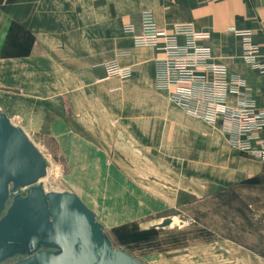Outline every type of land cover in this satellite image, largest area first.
<instances>
[{
	"label": "rangeland",
	"instance_id": "374dc122",
	"mask_svg": "<svg viewBox=\"0 0 264 264\" xmlns=\"http://www.w3.org/2000/svg\"><path fill=\"white\" fill-rule=\"evenodd\" d=\"M10 39L0 58L18 54L9 51ZM156 50L162 56L155 67L139 76L119 63L118 53L103 63L106 80L83 79L80 95L73 83L65 91L61 85L71 101L59 99V84L33 83L18 62L0 61V109L44 155L43 190L76 194L115 249L144 264H264L251 257L257 245L234 244L239 213L228 182L235 170L228 160L219 163L229 150H220L203 118L193 121V132L179 127L189 122L174 114L179 105L158 73L166 53ZM260 171L252 182L264 187ZM165 218L170 225L155 228Z\"/></svg>",
	"mask_w": 264,
	"mask_h": 264
},
{
	"label": "crops",
	"instance_id": "0c3cea01",
	"mask_svg": "<svg viewBox=\"0 0 264 264\" xmlns=\"http://www.w3.org/2000/svg\"><path fill=\"white\" fill-rule=\"evenodd\" d=\"M146 10L161 30L190 26L197 47L209 52V61L225 67L228 81L242 84L238 92L228 88L226 106L236 108L247 97L257 110L264 111V72L245 57L248 38L256 49L255 63L264 64V0H0V49L10 36L8 49L18 53L0 61L18 62L33 83L59 84V99L71 101L72 97L65 96L66 84L73 83L74 91L77 86L80 95L83 79L88 83L106 80L103 63L118 53L122 55L119 63L134 68L138 76L140 69L155 67L154 60L162 55L155 47L136 46L133 40V34L140 31V13ZM125 26H131L133 32H125ZM178 41L182 44L185 38L179 36ZM167 89L172 97L174 88ZM192 91L199 94L197 88ZM173 111L189 122L179 123L186 132H193L188 130L193 121L202 119L180 106ZM200 121L217 138L220 150H229L228 157L220 152L219 163L225 165L228 160L234 166V178L228 182L233 184V207L239 213L234 244L257 245L255 250L251 248V257L264 260V187L252 182L263 174L264 163L243 154L220 116L212 126L205 119ZM91 130L99 131L98 126ZM259 135L264 136V130ZM138 141L141 146L140 135Z\"/></svg>",
	"mask_w": 264,
	"mask_h": 264
},
{
	"label": "water",
	"instance_id": "95a60500",
	"mask_svg": "<svg viewBox=\"0 0 264 264\" xmlns=\"http://www.w3.org/2000/svg\"><path fill=\"white\" fill-rule=\"evenodd\" d=\"M46 168L0 109V264H144L112 246L76 194L45 192L39 182ZM170 223L165 218L155 228Z\"/></svg>",
	"mask_w": 264,
	"mask_h": 264
},
{
	"label": "built area",
	"instance_id": "2783aa9c",
	"mask_svg": "<svg viewBox=\"0 0 264 264\" xmlns=\"http://www.w3.org/2000/svg\"><path fill=\"white\" fill-rule=\"evenodd\" d=\"M127 32L132 33L133 29L128 28ZM179 36L185 38L182 44L178 41ZM133 40L136 46L165 51L166 60L158 72L160 83L165 88H174L172 98L179 106L189 115L207 121L220 116L233 143L241 151L264 161V136L259 135L264 130V111L257 110L247 97H243L236 108L225 105L228 88L238 92L242 84L228 81L225 67L209 61V52L197 47L195 33L190 26L176 25L170 32L161 30L156 26L152 13L146 10L140 14V31L133 34ZM246 41L247 62L264 72V64L255 63L256 49L248 38ZM181 82H186L187 87L178 85ZM195 88L198 95L192 91Z\"/></svg>",
	"mask_w": 264,
	"mask_h": 264
},
{
	"label": "bare ground",
	"instance_id": "6f19581e",
	"mask_svg": "<svg viewBox=\"0 0 264 264\" xmlns=\"http://www.w3.org/2000/svg\"><path fill=\"white\" fill-rule=\"evenodd\" d=\"M42 154V153H41ZM44 156V155H43ZM47 191V190H46Z\"/></svg>",
	"mask_w": 264,
	"mask_h": 264
}]
</instances>
